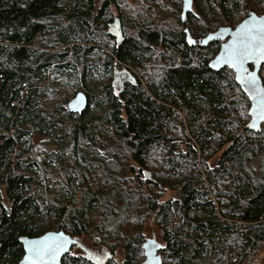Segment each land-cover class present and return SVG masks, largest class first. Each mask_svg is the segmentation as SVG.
I'll use <instances>...</instances> for the list:
<instances>
[{
	"label": "trees",
	"instance_id": "obj_1",
	"mask_svg": "<svg viewBox=\"0 0 264 264\" xmlns=\"http://www.w3.org/2000/svg\"><path fill=\"white\" fill-rule=\"evenodd\" d=\"M192 1L183 24L182 0H0V186L10 202L0 203V264L20 260L19 237L53 230L138 264L143 234L127 227L151 218L163 264H255L264 251V126L245 128L249 102L231 70L209 69L220 42L190 45L184 29L204 37L237 24L248 3L264 13V0ZM164 13L176 15L174 27L157 23ZM48 75L81 88L82 114L69 112L66 96L52 112L40 106L53 94L42 88ZM94 77L111 79L92 100ZM92 103L99 114L85 123ZM36 134L58 151L32 158ZM127 161L136 168L122 179ZM167 190L178 196L161 202ZM87 253L63 264H93Z\"/></svg>",
	"mask_w": 264,
	"mask_h": 264
},
{
	"label": "water",
	"instance_id": "obj_2",
	"mask_svg": "<svg viewBox=\"0 0 264 264\" xmlns=\"http://www.w3.org/2000/svg\"><path fill=\"white\" fill-rule=\"evenodd\" d=\"M192 4V0H182L181 20L183 24L186 21L187 14L191 12ZM245 23H247L248 28L264 26V14L258 15L254 12H250L247 17L235 26L234 30L225 26L219 27L215 32L209 33L204 38L200 39L193 38L187 28L184 29V32L186 34L187 43L190 45L196 43L199 45H206L210 42L222 41L218 53L209 62L208 67L212 71H220L227 68L234 72L235 82L239 85L241 91L246 95L250 102L248 110L250 120L247 122L245 128L251 132L258 133L261 130V126L264 124V88L258 75L260 67L264 64V59L257 60L254 57L250 58L244 63L243 68L230 65L219 59L225 54L227 50L226 45L230 46L233 44V41L238 39L237 33L240 31V26ZM113 25L114 30H112L111 33L116 37H120L117 19H115ZM249 65L253 66V70L249 69ZM121 72L128 74L126 69H123ZM253 76L255 77V89L260 93L259 96H257L254 91H249L248 79ZM87 105L88 100L86 95L79 91L67 103V108L72 114L80 115L86 110ZM142 175L145 180L153 181L152 175L149 171H143ZM31 241H47L48 243L56 241L62 243L63 247L54 258L45 256L43 260L37 261L29 252V242ZM18 242L23 246L24 256L21 261L16 264H62L63 257L69 253L73 245L78 244V239L71 237L63 231H46L39 237H19ZM141 249L144 259L140 264H163L160 255V251L163 249V244L157 241L154 236L146 238L141 244ZM111 257L112 255L110 252L105 253L103 257L92 255L90 253L86 255V258L93 264H105L111 259Z\"/></svg>",
	"mask_w": 264,
	"mask_h": 264
},
{
	"label": "rangeland",
	"instance_id": "obj_3",
	"mask_svg": "<svg viewBox=\"0 0 264 264\" xmlns=\"http://www.w3.org/2000/svg\"><path fill=\"white\" fill-rule=\"evenodd\" d=\"M97 3L100 0H95ZM255 1L248 3L245 7L249 8L248 12L250 11H254L255 12V8L257 7L256 2ZM196 9V3L193 1L192 4V9L191 12L196 13L195 10ZM253 9V10H252ZM171 10H165V12H170ZM181 12V11H180ZM113 13L115 14V12L113 11ZM180 16V13H178ZM176 15H169L168 13H164L158 20L157 23H162L163 20H166V24L169 27H174L176 24ZM185 24V23H184ZM236 25V24H235ZM138 76L140 77V81L141 84L143 86L146 85L144 79L140 76V74L138 73ZM51 79V75H48L42 85V88L45 87L47 88L48 92H53V94L48 95V97H44L42 99H40V106L43 109H46L48 112H52V109L59 105L61 102V98L63 96L67 97V102L64 103L63 105H65L67 107V103L74 97V95L81 91V88L78 86H74V84L69 83L68 87L69 89H67L66 84L63 82V80L61 79H55L54 81H50ZM111 79V77H106L105 79H101L100 77H94L93 79H91L88 84H87V89L90 90V95L92 100L94 99H98V96H100L101 90L103 89L104 84L107 83V81ZM115 89L118 90L120 88V85L118 83L115 84ZM71 89V91H70ZM88 116L86 118H84V122H88L91 119L95 118L96 116H98L99 114V110H97L96 106L94 103H92L88 109ZM62 120V125L67 124V125H72L75 124V122L78 121V118H76L75 120H71V119H66L65 117L61 118ZM247 121L249 120L246 119ZM246 121V123H247ZM264 130V127H263ZM68 139V136H67ZM58 151V147L56 144H54L49 138H45L43 136H40L38 134L33 135L32 136V145L30 148V155L32 158H36V159H43L44 155H53ZM220 153H218L217 155H215L208 163V165L213 166L217 160V158L219 157ZM69 159V157L67 158ZM40 161V162H41ZM122 170L120 171V178H130L132 177L134 174L131 170V168H136V166L131 162V161H127L123 166H122ZM49 175H51V173H49ZM62 177H60L59 180H63L61 179ZM152 191L155 192V188L151 187ZM56 189V187H55ZM144 189V186H143ZM160 197L159 200L161 202H165L167 200H175L178 196V193L171 191V190H167L164 192L159 193ZM77 203L74 205V207H78L80 206V199H79V194L77 196ZM0 203L5 206V207H9L10 202L7 199V197L5 196L4 193V188L0 186ZM129 230L131 231V234H135L137 232H142L143 234V240L142 242L146 239V238H151L152 236H154L156 238L157 241H159L160 243H162L159 235H158V231L154 225V221L152 220V218L147 222V221H143L141 224L139 223V225L137 223H133V222H129L128 227ZM56 231V230H53ZM82 244L84 246H86L89 250L92 251H101L99 249H97L98 245H93V242L90 240L89 237H85L84 239H82ZM100 248V247H99ZM108 251V250H106ZM102 253V252H101ZM105 254V251L103 252ZM103 254V255H104ZM123 253L121 250H118L114 255H113V259H112V263L113 264H123ZM255 264H264V251H261L259 254H257L256 258H255Z\"/></svg>",
	"mask_w": 264,
	"mask_h": 264
},
{
	"label": "snow or ice",
	"instance_id": "obj_4",
	"mask_svg": "<svg viewBox=\"0 0 264 264\" xmlns=\"http://www.w3.org/2000/svg\"><path fill=\"white\" fill-rule=\"evenodd\" d=\"M238 39L233 41L230 46L226 45V52L219 59L230 65H235L243 68L244 63L250 59H264V26L248 28L247 23L240 26V31L237 33ZM249 91H254L257 96L260 93L255 89V77L248 79ZM29 252L35 260H43L45 256L55 257L63 244L53 241H31Z\"/></svg>",
	"mask_w": 264,
	"mask_h": 264
},
{
	"label": "flooded vegetation",
	"instance_id": "obj_5",
	"mask_svg": "<svg viewBox=\"0 0 264 264\" xmlns=\"http://www.w3.org/2000/svg\"><path fill=\"white\" fill-rule=\"evenodd\" d=\"M250 12H254V11H250ZM250 12H248V14H247V16L249 15V13ZM255 13V12H254ZM257 14V13H256ZM262 14H264V13H260V14H258V15H262ZM247 16H245V17H247ZM244 17V18H245ZM244 18H242L238 23H240ZM237 23V24H238ZM236 24V25H237ZM236 25H234V26H225V27H229V28H231L232 30H234L235 29V26ZM216 31V30H215ZM215 31H213V32H215ZM212 33V32H211ZM192 36V35H191ZM193 38H196V39H200V38H204V37H194V36H192ZM217 42H220V44L222 43V41H217ZM249 67V69L250 70H253V66L252 65H249L248 66ZM124 69H127V70H129L128 68H124ZM231 70V69H230ZM122 71V70H121ZM231 72L233 73V76H234V72L231 70ZM259 78H260V80H261V83H262V86H263V88H264V64L260 67V70H259ZM120 78H121V81L119 80V82H113V85L115 86V84L116 83H118L119 85H120V87H122L123 86V83L125 82V81H127L128 79H129V76H127V74L125 75L124 73L122 74H120ZM234 82H235V78H234ZM235 84L239 87V85L235 82ZM239 89H240V87H239ZM240 91H241V89H240ZM242 92V91H241ZM243 93V92H242ZM244 94V93H243ZM244 96L246 97V95L244 94ZM247 98V97H246ZM247 100H248V98H247ZM248 102H249V100H248ZM249 107H250V102H249ZM249 107H248V110H249ZM248 118H249V115H248ZM249 120H250V118H249ZM248 120V121H249ZM247 121V122H248ZM247 124V123H246ZM246 126V125H245ZM264 126V124L261 126V129H262V127ZM261 131V130H260ZM45 233V232H44ZM43 233V234H44ZM42 235V234H41ZM41 235H38V236H34V237H39V236H41ZM34 237H30V238H34ZM20 244V243H19ZM79 244V245H78ZM78 244L77 245H73L72 247H71V249H70V251H69V253L67 254V255H65L64 257H63V259H62V264L64 263V260L66 259V256H69L70 254H73L74 253V251L77 253V254H79V255H82V253L83 254H85V253H87L88 251L87 250H89L86 246H84L83 244H82V242H78ZM21 245V244H20ZM21 247H22V251H23V254H22V257L20 258V260L18 261V262H20L21 261V259L23 258V256H24V250H23V246L21 245ZM105 251V253H107V252H109V251H106V249H102L100 252H96L97 253V255L98 256H100V257H103L105 254L103 253ZM102 252V253H101ZM95 253V252H94ZM143 253V252H142ZM88 254V253H87ZM104 254V255H103ZM111 255H112V253H111ZM112 258H113V255H112V257H111V259L110 260H112ZM143 259H144V257L141 259V261L138 263V264H140L142 261H143ZM18 262H16V263H18ZM15 263V264H16ZM108 263V262H107ZM107 263H105V264H107Z\"/></svg>",
	"mask_w": 264,
	"mask_h": 264
}]
</instances>
